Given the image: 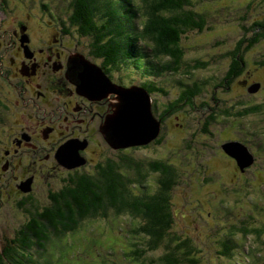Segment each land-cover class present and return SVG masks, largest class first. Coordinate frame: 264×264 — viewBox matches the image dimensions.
Returning a JSON list of instances; mask_svg holds the SVG:
<instances>
[{"label": "rangeland", "instance_id": "obj_1", "mask_svg": "<svg viewBox=\"0 0 264 264\" xmlns=\"http://www.w3.org/2000/svg\"><path fill=\"white\" fill-rule=\"evenodd\" d=\"M192 2L193 9L204 15L205 25L202 30L185 31L180 45L184 52L183 66L196 63L198 67L185 72L181 66L178 72L165 71L156 76L154 81L166 93L147 90L151 96L152 113L160 121V142L144 147L130 146L120 151L103 142L94 144L92 149L98 153H91V164L78 172H91L94 169L92 163L102 162V153L119 163L125 157H132L142 164V172L146 174V185L135 188V192L152 193L159 188V174L150 171L148 162L163 160L171 164L175 169V183L170 190L171 227L157 247L151 248L146 234L134 232V228L144 222L143 218L109 210L105 216L81 220L79 227L71 233L53 235L46 253L54 256V264H162L163 254L182 239L191 246L189 255L196 259V264H264V180H256V175H264L261 171L264 167L260 165L262 159L258 158L256 165L241 175L235 161L227 157L220 146L228 139L264 146V121L261 119L264 114V38L246 48L250 44L247 39L264 30L261 26H254L264 19V0ZM71 14L70 0H0V33L13 26L15 21L30 20L46 27L49 25L43 21L53 17L65 21ZM38 24H34L35 32L40 30ZM59 26L57 23L56 27ZM243 37L245 40L240 44L239 52L245 63L243 69H251L253 79L261 76L262 88L255 95L247 94L237 82L246 77L244 71L233 78L228 89L215 87L223 83L233 60L231 53ZM83 53L93 62L102 64V58L90 54L88 44H84ZM120 67L122 82L129 83L124 87L135 83L142 85L145 78L140 77L133 64ZM180 81L187 86H202L201 91L196 93L194 104L183 105L180 100L175 107L181 105V108L160 118L170 103L178 99L184 87ZM0 89L6 91L4 87ZM7 96L2 95L1 99L4 104H9V113H0V138H4L0 145L5 147L10 141L8 133L26 126V117H21L20 110L12 109L15 106ZM250 104H260L259 113L236 116L231 112L233 115L227 116L223 111L233 107L237 112ZM27 149L17 150L19 153H14V162L20 160L23 165L33 160L30 145ZM22 150L27 153L21 155ZM3 151L5 148L1 153ZM37 157V165L45 163L39 155ZM62 159L68 161L66 157ZM51 163L52 160L47 162L49 168L53 167ZM121 170L135 173L123 165ZM75 172L65 166L64 170L54 174L52 168L48 178L40 175L35 179L31 191L25 189L32 185V181L22 183L7 171L5 163L0 162V247L29 219L34 209L30 203L26 205L30 212L19 208L17 199L31 191L33 204L41 209L50 203L48 190L51 186L57 190L64 183L62 178L67 179ZM16 184L23 186L22 192L16 190ZM134 241L145 249L138 256L132 253ZM182 252V249L176 250L180 257H183ZM38 258L43 261V257L38 255Z\"/></svg>", "mask_w": 264, "mask_h": 264}, {"label": "trees", "instance_id": "obj_2", "mask_svg": "<svg viewBox=\"0 0 264 264\" xmlns=\"http://www.w3.org/2000/svg\"><path fill=\"white\" fill-rule=\"evenodd\" d=\"M193 3L192 0H70L72 14L68 17L69 23L78 27L77 31L85 36L83 41L88 44L90 54L102 58L101 65L120 67L131 63L140 71V77L145 78L141 86L150 93H166L156 84L155 77L165 71L178 72L182 68V34L189 29L202 30L205 25L204 15L193 9ZM254 26L264 28V19ZM262 37L264 30L254 33L247 39L250 44L246 48ZM244 40V37L239 39L231 53L233 67L238 69L245 64L242 54H239ZM183 67L188 72L198 65ZM180 84L184 87L178 99L170 103L160 118L181 108V105L175 107L180 100L183 105L194 104L196 93L202 88L199 85L187 86L182 81ZM203 103L207 104L206 101ZM161 139L159 136L150 143L157 144ZM101 161L96 162L91 172L78 173L81 169L84 171L86 162L81 167L77 166L80 169L74 170L76 172L67 179L62 178L64 183L57 190L51 186L48 190L50 203L41 209L33 204L30 192L17 199L19 208L30 212L26 207L30 203L34 209L14 235L4 240L0 247V264H54V256L46 253L53 235L71 233L79 227L81 220L105 216L109 210L143 218L144 222L134 228V232L139 234L142 231L147 235L149 246L157 247L172 224L170 190L175 183L174 167L163 160L149 161L150 171L159 174V188L152 193H137L135 188L146 185L141 163L132 157H125L121 163L110 158ZM122 165L135 173L124 172ZM133 244L132 253L136 256L145 251L138 241ZM190 247L187 240L178 241L175 247L168 248L163 254L161 263L196 264V259L189 255ZM178 248L183 250V257L176 253ZM38 255L43 257L42 262Z\"/></svg>", "mask_w": 264, "mask_h": 264}, {"label": "flooded vegetation", "instance_id": "obj_3", "mask_svg": "<svg viewBox=\"0 0 264 264\" xmlns=\"http://www.w3.org/2000/svg\"><path fill=\"white\" fill-rule=\"evenodd\" d=\"M69 21V17L65 18V21L59 17L49 18V20L43 21L49 25L46 26L47 28L30 20L15 21L13 26H9L0 33V88L6 89V91L0 89V113H9V104H4L1 99L2 95H8L15 106L12 109L20 110L21 117H26L24 119L25 127L8 133L10 140L6 142L8 147L0 145V153L1 149L5 148V151L0 154V162L5 163L7 171L14 174L13 177L22 183L26 181L28 184L32 181V185L28 186L31 191L34 188L35 179L40 175L48 178L52 168L54 174L58 170H64L65 166L59 162L57 157V152L63 144L73 142L69 151L71 154H79L84 158L86 162L84 167L93 161L90 154L98 153L92 149L94 144L100 145V142H103L108 146L100 127L105 116L111 111L110 103L114 100L115 94L110 93L97 98L80 93L76 84L69 78L68 67L71 66L68 62L75 54H84L83 38H85L82 33L77 31L78 27L73 26ZM57 23L60 24L59 27H56ZM34 24L41 25L38 32L33 30ZM37 38H39L38 41ZM232 61L225 72L223 83L215 87L228 89L233 78L244 71L246 77L237 82L243 86L247 94L258 93L262 88V81L259 80L260 74L256 79H253L251 69L235 68ZM100 66L113 82L121 85L129 84L122 82V76L119 74L121 67L101 64ZM255 68L259 69V67ZM135 71L140 72L136 67ZM213 98L215 99V97ZM260 108V104H250L245 105L242 110L237 112L233 107L223 111L227 116L233 115L231 112L236 116H246L259 113L257 110ZM261 119L264 121V114ZM262 127L264 128V125ZM3 140L4 138H0V142ZM229 140L243 143L253 156L252 164L244 170H241L237 165L241 175L254 167L258 158L262 159L260 165L264 167V157L261 156L262 153L264 154V146L254 143L246 144L238 139H228L224 142ZM40 143L43 145L40 146ZM12 144H16L19 149H27L30 145L29 151L33 160L23 165L20 160L14 162V153H19L17 151L19 149ZM27 150H22L20 154L27 153ZM224 154L236 163L235 158L226 152ZM37 155L45 161L44 164L37 165ZM100 156H102V160L106 158L103 153ZM49 160H52L50 164L53 165L52 168L47 166ZM95 164L92 163L93 166ZM32 166H34L33 170H31ZM69 169L78 170L80 168L76 166ZM261 171L264 174V170ZM17 172L18 175H15ZM256 176L257 181L264 180V175ZM16 187L17 191H23V186L16 184Z\"/></svg>", "mask_w": 264, "mask_h": 264}, {"label": "water", "instance_id": "obj_4", "mask_svg": "<svg viewBox=\"0 0 264 264\" xmlns=\"http://www.w3.org/2000/svg\"><path fill=\"white\" fill-rule=\"evenodd\" d=\"M68 64L71 66L68 67V76L80 93L97 98L115 94L110 103L111 111L105 116L100 127L104 139L112 148L147 145L158 137L160 121L152 113L151 96L146 88L137 84L124 87L114 83L99 64L82 53L75 54ZM70 145H73V142H67L59 148L57 157L60 162L68 168L84 164L83 157L71 154ZM221 147L236 159L241 170L252 164L253 156L243 143L229 140L223 142ZM63 157L68 161H64Z\"/></svg>", "mask_w": 264, "mask_h": 264}]
</instances>
